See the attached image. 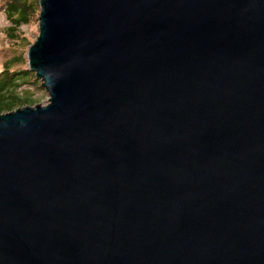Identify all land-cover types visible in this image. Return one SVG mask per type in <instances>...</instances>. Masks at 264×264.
I'll list each match as a JSON object with an SVG mask.
<instances>
[{"label": "water", "instance_id": "95a60500", "mask_svg": "<svg viewBox=\"0 0 264 264\" xmlns=\"http://www.w3.org/2000/svg\"><path fill=\"white\" fill-rule=\"evenodd\" d=\"M40 6L0 264H264V0Z\"/></svg>", "mask_w": 264, "mask_h": 264}, {"label": "rangeland", "instance_id": "374dc122", "mask_svg": "<svg viewBox=\"0 0 264 264\" xmlns=\"http://www.w3.org/2000/svg\"><path fill=\"white\" fill-rule=\"evenodd\" d=\"M9 1L0 0V72L4 70L7 63L11 70L28 69L29 46L40 35V0H31L36 9L31 21L13 30L9 29L12 23L7 16ZM36 81L38 85L29 86L28 84H24L23 86V88H30V92L33 95L34 103H30L29 105H46L49 103L50 95L46 88H44L42 81L38 78H36Z\"/></svg>", "mask_w": 264, "mask_h": 264}, {"label": "trees", "instance_id": "16d2710c", "mask_svg": "<svg viewBox=\"0 0 264 264\" xmlns=\"http://www.w3.org/2000/svg\"><path fill=\"white\" fill-rule=\"evenodd\" d=\"M9 2L7 16L12 23L9 29L13 30L28 24L36 12L33 2L31 0H10ZM24 84L38 85L35 73L29 68L11 70L7 63L4 70L0 72V113L34 103L30 88H23Z\"/></svg>", "mask_w": 264, "mask_h": 264}]
</instances>
